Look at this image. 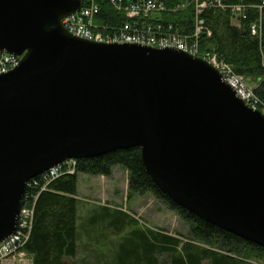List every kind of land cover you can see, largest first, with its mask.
<instances>
[{
	"label": "water",
	"instance_id": "1",
	"mask_svg": "<svg viewBox=\"0 0 264 264\" xmlns=\"http://www.w3.org/2000/svg\"><path fill=\"white\" fill-rule=\"evenodd\" d=\"M81 6L0 0V54L22 57L0 75V244L32 180L136 148L176 205L264 249V114L201 58L73 36Z\"/></svg>",
	"mask_w": 264,
	"mask_h": 264
},
{
	"label": "trees",
	"instance_id": "2",
	"mask_svg": "<svg viewBox=\"0 0 264 264\" xmlns=\"http://www.w3.org/2000/svg\"><path fill=\"white\" fill-rule=\"evenodd\" d=\"M167 5L187 3L191 0H162ZM225 6L245 5V19L233 18L228 10L210 9L203 15L211 36L203 34L199 45L203 53H216L234 72L255 84V94L264 102V0H222ZM101 12L96 21L108 30H120L127 21L124 14L115 11L109 3L99 0ZM258 6H263L262 11ZM173 25L180 33L194 32L195 8L189 6L176 13L159 17ZM259 24L257 36L251 27ZM128 173V199L150 195L165 205L190 226L188 242L182 243L162 231L143 229L138 221L123 211L103 208L100 218L92 226L114 230L122 235L113 252V264H159L163 254L172 256V264H250L264 260V249L248 243L230 233L201 221L176 205L152 182L147 175L139 149L118 150L101 157L77 162V173L65 175L49 184L46 191L41 177L30 195H38L30 240L25 250L33 264H77L79 251V175L110 178L114 168ZM125 234V235H123ZM236 255L237 257H233Z\"/></svg>",
	"mask_w": 264,
	"mask_h": 264
},
{
	"label": "built area",
	"instance_id": "3",
	"mask_svg": "<svg viewBox=\"0 0 264 264\" xmlns=\"http://www.w3.org/2000/svg\"><path fill=\"white\" fill-rule=\"evenodd\" d=\"M81 10L76 14L62 20L63 27L73 36L90 42L108 44H137L158 49H177L202 58L216 68L226 82L232 86L244 102L252 109L260 110L264 114V102L255 94V88L238 76L233 68L222 61L216 53H203L199 41L203 34L211 36V31L206 25L203 15L210 9L219 7L230 10L233 18L245 19L248 7L245 5L225 6L222 0H191L187 3L169 6L159 0H139L127 2L125 0H103L117 12L125 15L127 21L120 30L111 32L107 27L100 26L96 18L100 14L99 0H80ZM189 6L195 8L196 20L194 32L191 34L180 33L173 25L165 24L159 17L166 13H176ZM262 11L263 6H258ZM260 30L259 24H253L251 33L257 36ZM21 57L0 54V75L9 73L19 66ZM77 173V162L68 161L41 175L43 187L40 193L46 191L54 180ZM36 185L32 180L27 187L31 190ZM23 197L22 210L16 234L0 244V264L13 260L16 264H32V260L26 253L25 247L30 240L33 227L35 205L38 195H30L27 191Z\"/></svg>",
	"mask_w": 264,
	"mask_h": 264
},
{
	"label": "rangeland",
	"instance_id": "4",
	"mask_svg": "<svg viewBox=\"0 0 264 264\" xmlns=\"http://www.w3.org/2000/svg\"><path fill=\"white\" fill-rule=\"evenodd\" d=\"M252 86V85H250ZM110 178L79 175V251L77 264H113V252L122 239L114 230L92 226L100 218L103 208L123 211L134 217L141 228L162 231L177 237L182 243L191 239L190 226L165 205L150 195L128 199L129 177L120 167ZM95 219V221H93ZM125 235V234H123ZM233 257H237L233 255ZM250 264H264V260L250 261ZM4 264H16L8 260ZM159 264H172V256L163 254ZM202 264H209L208 261Z\"/></svg>",
	"mask_w": 264,
	"mask_h": 264
},
{
	"label": "crops",
	"instance_id": "5",
	"mask_svg": "<svg viewBox=\"0 0 264 264\" xmlns=\"http://www.w3.org/2000/svg\"><path fill=\"white\" fill-rule=\"evenodd\" d=\"M118 168H114V170H113V175H115L116 174V170H117ZM126 172V171H125ZM128 174V173H127ZM98 178H102V177H98ZM77 199H78V196H77ZM79 200V199H78Z\"/></svg>",
	"mask_w": 264,
	"mask_h": 264
}]
</instances>
